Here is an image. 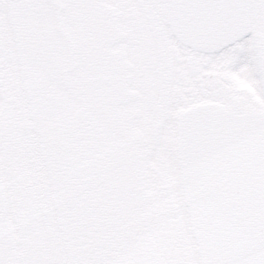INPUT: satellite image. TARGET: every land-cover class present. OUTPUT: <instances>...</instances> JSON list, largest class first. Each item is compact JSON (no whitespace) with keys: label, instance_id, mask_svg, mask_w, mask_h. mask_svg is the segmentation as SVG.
I'll return each instance as SVG.
<instances>
[{"label":"snow or ice","instance_id":"obj_1","mask_svg":"<svg viewBox=\"0 0 264 264\" xmlns=\"http://www.w3.org/2000/svg\"><path fill=\"white\" fill-rule=\"evenodd\" d=\"M0 264H264V0H0Z\"/></svg>","mask_w":264,"mask_h":264}]
</instances>
